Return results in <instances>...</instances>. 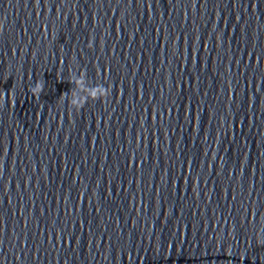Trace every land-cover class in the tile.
Masks as SVG:
<instances>
[{"label":"water","instance_id":"95a60500","mask_svg":"<svg viewBox=\"0 0 264 264\" xmlns=\"http://www.w3.org/2000/svg\"><path fill=\"white\" fill-rule=\"evenodd\" d=\"M0 264H264V0H0Z\"/></svg>","mask_w":264,"mask_h":264},{"label":"clouds","instance_id":"9594fccd","mask_svg":"<svg viewBox=\"0 0 264 264\" xmlns=\"http://www.w3.org/2000/svg\"><path fill=\"white\" fill-rule=\"evenodd\" d=\"M41 90H42V86L40 84H37L36 87L32 89V92L34 95H38Z\"/></svg>","mask_w":264,"mask_h":264}]
</instances>
